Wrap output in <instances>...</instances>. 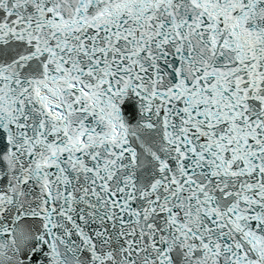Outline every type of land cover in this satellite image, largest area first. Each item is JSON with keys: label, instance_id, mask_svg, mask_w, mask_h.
I'll return each instance as SVG.
<instances>
[{"label": "snow or ice", "instance_id": "6c2138e0", "mask_svg": "<svg viewBox=\"0 0 264 264\" xmlns=\"http://www.w3.org/2000/svg\"><path fill=\"white\" fill-rule=\"evenodd\" d=\"M0 264H264V0H0Z\"/></svg>", "mask_w": 264, "mask_h": 264}]
</instances>
